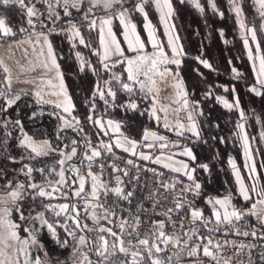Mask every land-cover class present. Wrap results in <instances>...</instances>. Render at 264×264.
<instances>
[{
  "label": "snow or ice",
  "instance_id": "snow-or-ice-1",
  "mask_svg": "<svg viewBox=\"0 0 264 264\" xmlns=\"http://www.w3.org/2000/svg\"><path fill=\"white\" fill-rule=\"evenodd\" d=\"M184 0H181L183 3ZM198 11L204 12V8L199 3V0H188ZM0 3L8 5L9 3H14L19 5L21 9H26V15L28 17L27 23L35 27L33 17L39 19L41 13L36 8L35 4L28 6L25 0H0ZM43 3L48 6V19L51 20L53 24L62 18H67V29L65 31L70 32V39H79V43L85 46L86 41L81 36L80 29L73 19V10L77 14H81V19L89 22V30H95L97 26V20L91 19L89 17L93 13V9L102 8L106 12L113 9L114 5L122 4L123 0H43ZM87 3L89 6L85 10L84 5ZM231 11L235 14L237 18V23L242 29V35L244 36V46L248 50L249 59L253 63V71L256 74V83L264 88V50L261 49V44L257 39V29L255 27H247L243 16L244 9L241 6V0H228ZM252 6L255 9L256 14L260 20L259 31L264 32V0H251ZM152 4L155 9L160 14V20L165 26V34L168 36V46L171 49V58L165 52L164 47L157 40L155 35V30L151 23L148 22V14L145 11V5ZM208 5L214 12H218L215 0H208ZM62 9L58 12L56 9ZM134 10L144 16L145 19V29L147 30L149 42L152 44L155 50L151 54L144 53V43L141 41L140 37L136 34L135 25H131L126 22V17L128 15V9L118 13V18L121 24L125 27L124 40L128 45V50L130 52L136 53L133 57H125L124 51L121 49L120 43L117 41L114 33L111 30V16L100 18V45L103 48V55L100 57L101 63L105 70L109 69V64L105 61L111 59L113 56L117 57L115 63H125L127 66L125 72L127 73V82L121 80V77L112 73L110 80H105L103 86L99 82L95 85L92 92L93 101L89 107V115L86 117L87 121L96 126L104 135H108L109 131L113 133H119L121 125L118 122H114L109 119L104 121L102 118H97L94 116L97 106L95 98L98 96L102 100L105 106L110 105L108 97L112 98V101L116 100L117 92L112 88V81H115L120 85L122 91L132 94L134 92V86L139 85L140 91L148 92L152 91L151 85L155 83L153 77L156 75L164 76L170 74L167 67L168 64L180 65L181 61L178 59L179 56L183 54V49L178 47V37L173 36L174 26L170 25L169 21L173 16L174 10L171 0H138L134 6ZM223 16V13H219ZM105 26L108 27L107 40L105 37ZM21 31L25 29L21 28ZM54 31V29H52ZM0 34L3 36L13 35L12 29L6 24L4 18H0ZM223 35V33H221ZM251 38V43L255 45L253 54V49L249 46V39ZM44 43L48 46V57L51 60L52 66L57 69L59 73V65L56 63V59L52 50L51 44L48 42L47 37L44 38ZM77 59L81 61L80 70L85 71L86 69H92L93 74L95 69L92 65L83 60L80 53H77ZM123 57V61L119 58ZM199 59V58H197ZM205 68H211V65L206 60L200 61ZM115 63L112 67H115ZM163 68V70H161ZM5 73H8V69H3ZM235 75H239L235 68L232 69ZM178 73L176 76L178 77ZM143 78V79H142ZM5 82L9 85L8 91L3 90V85H0V97L8 95L11 91V77L6 76ZM63 86V85H62ZM176 87L182 91V82H177ZM227 91V89H225ZM233 91H235L233 89ZM249 91L255 93L256 95H261L260 90L254 85L249 88ZM210 94V93H209ZM35 95L39 98L40 93L36 92ZM65 95V106L63 107V112L67 114L62 115L57 113V118L61 121L57 129L56 139L60 143H63L64 137L61 135L66 129L71 128L78 135L84 130L80 127V120L72 115L74 110V105L72 104L71 98ZM20 95L16 94L14 97L6 100L7 108L0 109V111L7 112L8 108L20 100ZM39 102V99H38ZM217 102L222 103L223 106L229 110L233 107L238 108L239 102L237 101L235 105L229 103L222 97H217ZM86 103H89L86 101ZM184 105L187 107L188 101L184 100ZM57 107H61L57 105ZM126 109H137V104L134 101H129L128 103L121 105ZM150 115L155 116V108L150 113ZM36 116L33 112L32 118ZM243 116V113H241ZM71 117V119H69ZM189 120H192V116L189 115ZM16 125H21V121L16 119L14 121ZM107 125V127L105 126ZM237 127L243 132L244 125L238 124ZM179 128H183V125H179ZM193 134L199 138L200 133L197 130V125L193 122L189 129ZM21 138L18 140V147L25 149L27 155L23 156L22 159L35 160L38 157H47L50 154L56 153L59 155V159L56 160V164L59 165V171H56L55 166L46 169L45 167L35 168L28 164H24L20 169V172L27 178V183L16 182L11 191L7 193V199L13 205L12 208L7 206L0 209V264H171L173 259L172 256L164 259L162 253L166 252L168 247L178 248L183 246V248H189V242L194 238L198 240H207V243L197 244L194 247H190L188 251L189 256H196L198 250L202 247L203 255L209 257L213 260L216 259L215 253L212 248L219 249V244H214L213 240L209 237H204L199 234V224L204 227L212 222L210 218H205L202 210L194 206L193 201H185L184 194L192 193L194 196L200 195L201 185L195 181L193 173L195 169L189 170L187 164H181L180 167L172 168L174 172H182L183 175L187 176V179L192 183L186 185L181 189L180 193L175 194L179 198L175 200V209L169 208L167 211L159 213L166 217L165 220H150L148 221V227L142 229V224L145 223L141 220L139 215L129 217H119V224L116 227L119 228V232H116L111 227H106L101 221H108L109 224L113 223L112 217H115V207L117 202H113L112 205L105 206L101 202V197H107L110 193L118 198V200H125L130 202V198L133 196L132 192L125 193L122 185V180L119 176L115 178V186L109 187L108 183L101 180L100 174L94 173L92 171L93 163L102 156V150L107 153L112 152V145L100 141L98 144L93 145L91 140L85 136L84 144L82 145L83 160L87 161V177L81 175L80 168L74 164L69 163L74 157L78 155V148L81 147L80 142L73 138L69 143H63V148L59 146L53 147L49 139H43L41 141H36L28 133L24 132L23 127H20ZM178 135H182V132H178ZM11 135V133H9ZM122 135V134H121ZM154 137L159 140H163L164 137H156L155 133L145 130L144 140L149 137ZM261 139H264V133H261ZM242 142L244 147V153L246 161H251V154L249 150L248 137L246 134L242 135ZM115 146L122 148L123 151L129 152L135 155V149L137 147V141L124 138L123 143L120 139L115 141ZM130 146V147H128ZM163 147V145H162ZM70 148V151H65V149ZM183 155L195 160L190 149H185L182 153ZM144 160L150 159L147 155H141ZM15 161L14 157H9ZM155 163H160L159 158H157ZM132 164V161H128ZM229 164L234 170V175L236 176V182L238 185V195L243 198L244 201H249L252 199V195L255 194L259 199L256 203L252 204V209L250 213L242 212L237 209L232 204L231 194L223 198H210L206 201L207 204L211 206V217L215 218L217 225L224 223L225 225L232 224L233 220L239 221L244 215L253 214L255 215V209L257 204L264 205V188L257 191L256 183V168L254 164L248 167L250 173L249 179H253L254 183L251 187L245 185L243 179L240 176L239 170L236 169L235 163L230 159ZM164 167H169L165 164ZM205 171L208 170V165H200ZM103 170V165H101V172ZM113 171H120L119 169L113 167ZM33 172H39L43 178L41 183H37L34 180ZM71 173L72 176H66V173ZM55 174L58 179H51V175ZM127 175V172L124 173ZM75 177L73 183L78 181L79 187L72 189V195L81 199L83 201V210L87 218L90 219L95 227L89 228L86 223L82 224L80 219V210L77 204L70 203H60L52 204L45 203L44 201H51L57 199V194L65 199L68 198V193L63 192L64 188L70 187L68 180ZM90 179L91 188L90 191H85V185ZM9 186L13 184L9 181ZM165 190L174 189L175 183L173 184H162ZM27 190H31L28 192ZM26 195H30L33 202L40 198V206L44 211H36L34 208L28 210V215H25L23 208L20 206L21 201L25 200ZM4 203V201H0ZM187 208L190 213L189 223L192 225L189 231H185L183 236L177 235L176 233L169 234L166 232V227L168 224L175 226V221L172 219L173 211L179 212ZM142 210V209H141ZM18 213L19 220L14 221L12 219L13 212ZM51 212L57 219L55 222H50L46 216L45 212ZM35 213V214H33ZM64 217L63 222L59 220L60 217ZM69 222H71L74 227H69ZM264 223V219H262ZM44 226L47 233L50 235L51 239L55 242L58 249L67 252L65 258H61V253L55 255L50 254L45 244L39 238V233L41 231L40 227L36 225ZM27 225V226H25ZM184 220L181 219L180 227L183 228ZM63 228L64 232L67 234L65 238L61 239V235L58 233L57 228ZM92 233L93 235L78 234V232ZM218 230V229H217ZM209 231H212L209 228ZM26 234V235H22ZM237 235L249 236L251 235L254 239L264 240V235L257 236V232L253 230L249 232H239ZM71 239V243L70 240ZM11 240L14 243L12 245L8 244ZM227 243V242H226ZM11 247L12 252L9 254L7 249ZM255 245H245L241 243L237 247V255L239 256L245 248L248 251V260L246 264H255V260L252 256L251 249ZM261 247H264L262 245ZM41 253L43 255H41ZM260 264H264V251L259 254ZM219 264V262H217ZM240 264H245L241 261Z\"/></svg>",
  "mask_w": 264,
  "mask_h": 264
},
{
  "label": "rangeland",
  "instance_id": "rangeland-1",
  "mask_svg": "<svg viewBox=\"0 0 264 264\" xmlns=\"http://www.w3.org/2000/svg\"><path fill=\"white\" fill-rule=\"evenodd\" d=\"M178 1L181 2V0H171L172 4L174 2H178ZM53 2H54V0H53ZM137 2H138V0H123L122 4L114 5L113 9H111L107 12L102 8L93 9V13L89 17V20H91V19L97 20V26H96L95 30H89V22L82 20L81 14H77L75 12V10H73L74 22L77 24V27L80 29L81 36L84 38V40L86 41V44L88 46L80 44L78 38L77 39H70L69 38L71 33L65 31V29H67V27H68L67 18H62L61 20L56 21L55 24H53L51 22V20L48 19V6H47V4L43 3V0H25V3L28 6L35 4L36 8L41 13L39 19H37L36 17L32 18L34 21L35 27H32L27 23L28 17L26 15V9H21L19 7V5L14 4V3H9L8 5H4V4L0 3V12H1L0 15L3 18H5V20L8 22L9 27L12 29V31L14 33L13 35H9L8 37H6V36L0 37V49L3 50V49H9L10 48L9 49L10 53H13L14 59L16 61L22 62L20 64H21V69H23L21 72L20 67L17 65L19 63H16L15 65H13V67H12L13 70H11V72L9 73V75L11 77V81H13L12 86H10L11 91L8 95H6L4 97H0V109H3V106L6 105L7 99L14 97L16 94H19L22 97L23 94L28 93V91H24V90L16 88V85H19V86H21V88H24V89L26 88L25 83L21 84L20 81L15 84V78H17V75L26 76L29 74L30 75L35 74V77H42L43 75L46 76L47 71H49V69H50L51 60L48 57V46L44 43L45 36L47 37L48 42L52 46V50H53V53H54V56L56 59V63L59 65V73L57 72L56 68L54 69V71H55L54 72V76H55L54 80L55 81L53 82L54 87L57 88L59 86L58 87L59 89L57 88V90L54 91L55 96H53V97H50L49 95L42 96V99H45L48 102H46V101L40 102L39 104L41 106H38V108L39 107L42 109L46 108L48 110L50 115L55 120V123L57 125V129H58L59 125L61 124V121L57 118L56 114L59 113V114L67 116V114L63 112V107L65 106V95H64V93L66 92L67 96L68 97L70 96L71 100L74 102V98H72V96L69 93V91H70L69 86L65 82L66 74L63 71L62 66H61L62 61L68 62V63L73 62L75 64V67H77V70H79L80 73H84V71L80 70L81 61L77 59V55H76L77 53H80V56L83 58V60L90 63L93 68H95L96 66L99 67L100 73L97 77H98V82L101 84V86H103V82L105 80L111 79L112 73H115L116 75L121 77V80H123L124 82H127V73L125 72V66H123L122 63H116L117 65L113 68L111 66H109L108 70H104L101 68V66H103V63H101V60H100L101 56L98 53V45H97L98 44L97 39H98L99 29L101 27L99 21H100V18H102V17L111 16L112 22H111L110 27L114 28L116 30V33H117V31L120 30V28L124 27V25L121 24L120 19L118 18V13L123 11L124 9H128V15L126 17V22H129L131 25H135V31L137 33L138 30H137V26L135 23H138V20H140L142 23V26H144V30L146 31L145 34L148 37L147 30L145 29V23L146 22H145L144 16L134 10V6ZM242 2L243 1L241 0V6H242ZM199 3L204 8L203 13L198 11L191 3L188 2V0H184V5L191 6V8L197 10L198 13H200V15L205 14L206 9L214 12L211 9V7L208 5V0H199ZM215 3H217L216 0H215ZM224 4H225L224 7L226 9V13L228 15L227 16L228 21H229V23H231L232 36L237 41V45L244 55L243 59L246 60V63H248L249 68L252 69V72L254 73L253 63L249 59L248 50L244 46V36L242 35V29L240 28L239 24L237 23V18L235 16V14L231 11L228 0ZM88 6L89 5L87 3H85V5H84L85 10H87ZM150 6H151V4L145 5V11L148 14V22L151 23L152 27L155 30V35L157 34L156 36H158L159 39L168 40V36L165 34V26L160 20L159 12L156 11L154 5H153V7L151 6V8H150ZM217 8H218V6H217ZM252 8H253V6H252ZM2 9H5L7 11H12L15 14H17L19 17L23 18L24 21H26V27L25 28L20 27L18 29H14V27H12V25H10V21L8 20V17H6V15L3 13ZM56 10L58 12H61V14H62V9L57 8ZM149 10L150 11L153 10V12H155L156 15L158 14V23H159V25H161V26H159L158 30H157V27L154 26V24L150 18V14L148 12ZM173 10H174V8H173ZM220 12H222L224 15V11L221 9H218L217 14L219 15V17L221 16L219 14ZM175 13H176V11H174L173 16L171 17V20L169 21L170 25L174 26V29H175L173 32V36L178 37L179 38L178 42L179 43L181 42L182 45H184V47L186 48L187 43H186V38L184 37V29H185L184 25L185 24H182L180 19L178 20V17L175 15ZM243 19H244L247 27H255L257 29V39L261 44V49L264 50V32L259 31V26H260L261 22L259 20L258 15L255 12V9L253 8V12H252L251 16H248V14L246 13V11L244 9ZM21 28L25 29V31H21ZM105 28L107 29L108 27L105 26ZM52 29H54V31H52ZM248 39H249V46L253 49V54H255V52H254L255 45H253L251 43L250 36L248 37ZM199 60L201 61L202 59H199ZM86 70H89L90 73H92V75L94 76L91 69H86ZM161 70H163V68ZM168 72L170 74H166L164 76L156 75L153 77L155 83L151 85V88H152L151 92H148L147 89H145V92H141L139 85H135L134 86V92L132 94H129V93L122 91L120 88V85L117 84L115 81H112L111 86L117 92V97H116L115 101H112L111 97H108V100H109L110 105H114V106H105L104 102L102 100H100L99 97L97 96V98H95L94 102L96 103L97 111L100 113H97V111H96L94 113V116L103 119V117H101V116L102 115L106 116V113L108 112V110H113V108H117V107L120 108L121 105H124V104L128 103L129 101L137 100V98L140 95H143V96H146V98H148L150 100L149 101L150 113L153 111V108H155V116L149 115L150 118L153 120V122H158V123H161L162 125H164V128H162V131L167 136L174 135L175 137H178L180 139H186V141H184V142L193 141L195 139V137L189 135V133H188L189 128H190L189 122H191V124H192L193 121L189 120L188 113L184 114V113H182V111L178 110V108L176 107L177 101L180 100V95L174 96V94H171V92L172 91L176 92V84H177L178 80H176L175 77L172 76L171 70L168 69ZM6 75L7 74L4 72L2 66H0V85H3V90H5L7 92L9 85L5 82V79H4L6 77ZM254 75L256 77L255 73H254ZM56 76H58V78ZM107 77H109V78H107ZM60 82H61V84H60ZM63 89H64V92L61 91ZM92 92H93V90H92ZM92 92L88 96L83 97L85 99L82 98L83 103H84L83 106L88 105V111H89L90 104L93 101ZM225 100H227L229 102L228 99H225ZM86 101H88L89 103H86ZM97 101H99V103ZM26 103L29 106H35L36 105L35 101L32 99ZM57 105H60L61 107H57ZM73 105H74V110L72 112V115L76 116L80 120V127H82L84 130L82 133H80L78 135V137L85 139V136H87L90 139H92V141H95L96 140L95 139V137H96L95 131L96 130L99 131V129L96 126H94L92 123L87 121L86 117L89 115V113L85 118H82L79 115L78 110L76 109L75 102ZM219 105L223 106L222 103H219ZM121 108H123L124 110L127 111L126 108H124V107H121ZM76 110H77V112H76ZM38 111H40V110H38ZM103 111H105V113ZM33 112L36 113L35 110H32V114H33ZM35 117L37 118L40 116L36 113ZM34 118H32V115H31L29 122L31 123ZM17 119L20 120V118H17ZM69 119H71V117H69ZM14 121L15 120L11 119V117L9 115H6V116L3 115V117H0V129L5 130L4 134L2 136H0V139H3V140H4V138L7 139V137L12 136V135L9 136V133H11V134L16 133L15 134L16 135V142L18 145V140L21 138L20 127L22 126V123H21V125H16L14 123ZM196 121L199 123V125H202V129H207L210 132H215L217 127H218L215 123L210 125L207 122V120H205V117L202 116V114L200 117H198V119ZM238 124L244 125L243 132H241V129H239L237 127ZM254 124L256 125L255 131L253 130ZM260 124H261V119L258 117V115L255 112L252 111V112H248V113H243L242 117H241V113H240L238 116V121L236 122V124L234 126V130H236V129L237 130L235 131V133L233 132V135H231V136L229 135L232 139L231 142H229V144L232 147L238 148L239 151H238L237 159L240 160L241 162H240V164H237V161L235 160L236 158L234 157V155L230 156L229 160L231 159L235 163L236 169L239 170L241 178L243 179L245 185L248 187H251L253 185L254 180L249 179L250 173L248 171V167H246V164H248L249 166H251V164L255 165L257 191H259L261 188H264V139H261V133H264V129L261 128ZM179 125H183V128L182 129L179 128ZM32 127H34V126H32ZM23 129H24V132H26L30 136L34 137L25 128H23ZM70 129L71 128H68L63 133H61V135L64 137L63 143H70L71 140L74 138V136L71 135V133H70L71 132ZM178 132H182L183 134L178 135L177 134ZM244 134H246L248 137L249 150H250V154H251V158H252L251 161H246L243 142H242V135H244ZM188 135L191 138H189ZM56 136H57V132H56ZM104 137H106V135H104ZM54 140H55V146H53V147H56L58 144H60L59 146L61 148H63V143H60L59 141H57V139H54ZM68 149H65V151ZM26 155H27V153H26L25 149L16 146L15 148H13V156H10V157H14L15 161H17L18 163L20 162V167H19L20 169L23 167L24 164H28V165L33 166L35 168H38V166H41V167H45L46 169L55 166L56 171H59V166L55 162L60 157L56 153L50 154L48 157L49 159L46 160L44 163H41L42 162V160H41L40 163L43 166L41 164L38 165L39 162L37 160L43 159L44 157H38L35 160L22 159V157L26 156ZM200 165H204V163H201ZM229 168L231 170L232 175L234 176L235 186L238 189V185L236 182V176L234 175V170H233L231 165ZM199 169H202L205 174H207L208 176H211L209 167H208L207 171H205L201 167H199ZM22 177L23 178H20L16 182L27 183V178L24 175ZM33 177H34L35 182H37V183H41L43 180V178L41 177V174L39 172H33ZM50 178L53 180L58 179V177L55 176V174H52ZM16 182H14V183H16ZM71 182H72L71 179L68 180L69 185H71ZM14 185L12 187H14ZM67 190H68V188H64L62 191L65 193H69V191H67ZM9 191H11V188L8 189L5 193L0 194V201H4V203H0V209H2L5 206H7L9 208L13 207L11 202L7 199V193ZM27 191L30 192L31 190H27ZM69 198H70L69 195H68V198L65 199L63 197H60L59 194H57V199L51 200V201H44V202L45 203H52V204H60V203H64L65 201L68 202ZM213 198H223V196L217 194V195H214ZM208 199H210V198L209 197H203L201 199L200 203L202 205H204L206 212H211V206L206 203V201ZM258 199H259V197H257L255 194H253L252 199L249 201H244L242 199L241 204H237V205L235 204V202H233V201L232 202H233V205L237 209H239L241 211L243 210L242 212L250 213V210L252 209V204L256 203V201ZM19 203H20V206L23 208L25 215H28V210L30 208H34L36 211H44V209L40 206V198H37V200L35 202H33L31 199V196L26 195L25 200L21 201ZM207 207H208V210H207ZM262 209H264V205L257 204L256 209L254 211L256 213L257 211H259V210L261 211ZM33 214H35V213H33ZM80 214H81L80 219H81L82 224L86 223L89 228H92L93 223L91 221L88 222L85 219V216L82 214L81 211H80ZM45 216L50 222H55V220L57 219L56 217H54V215L51 212L46 211ZM12 219L14 221L19 220V215L15 211L13 212ZM59 220L61 222H63L64 217L63 216L60 217ZM25 226H27V225H25ZM36 226L40 227L39 224H37ZM69 227L72 228V227H74V225H72L71 222H69ZM57 231L61 235V239L66 237L67 234L64 232L63 228L58 227ZM78 234H86V235H90V236L93 235L92 233H87L86 230L84 232H78ZM22 235H26V234L22 233ZM39 238H40V233H39ZM69 240L71 243L70 238H69ZM41 241L43 242V240H41ZM13 243L14 242L11 240L8 241V244H10V245H12ZM2 246L3 245H0V247H2ZM45 246L48 249V251L50 252V254H52V255H55L57 253H61V258H65L68 254L67 252H63L62 250L57 251V248L55 249L56 251L55 250L51 251L52 249L50 250V248L47 247V245H45ZM7 251L9 252V254H11L12 248L9 247L7 249ZM41 255H43V254L41 253ZM161 255L164 259H167V257H169L168 255H165V254H161ZM201 258H203V257H200V258L196 259L195 261L190 260L189 257L184 259L183 261L172 260L171 264H206L205 261ZM219 263H220V260H219Z\"/></svg>",
  "mask_w": 264,
  "mask_h": 264
},
{
  "label": "trees",
  "instance_id": "trees-1",
  "mask_svg": "<svg viewBox=\"0 0 264 264\" xmlns=\"http://www.w3.org/2000/svg\"><path fill=\"white\" fill-rule=\"evenodd\" d=\"M226 1L216 0L218 9L224 11V15L220 17L217 12L207 9L205 14L200 15L191 6L184 5V2H174L172 5L178 20L180 19L181 23L185 24L184 37L187 45L186 48L184 47L180 58L179 78L184 85V94L189 99L192 118L197 120L202 114L210 125L215 123L218 126L215 132H210L207 129H202V125H200L199 138L195 136L194 141L190 143L195 157V160L190 162L195 167L199 163L207 164L209 167L211 176L205 174L202 169H198V176L202 180L203 197L213 198L217 194L225 197L231 194L232 201L237 205L241 204L243 198L238 195L235 179L229 168V158L234 155L237 164H240L241 161L237 159L238 148L229 144L232 140L230 136L233 135L234 126L240 113L255 112L261 119V128L264 129V88L256 83L252 69L243 59L244 55L232 36L231 23L228 21L224 7ZM242 1L243 8L248 16H251L253 12L251 0ZM151 6L153 7L152 4ZM2 11L14 29L26 27V21L23 18L12 11L5 9ZM148 12L158 30L161 26L158 23V14L156 15L153 10ZM136 26H138L140 34L145 37L146 31L140 20ZM120 33L118 30L117 35L120 36ZM197 58L208 61L211 68H205ZM61 66L66 74L65 82L69 86L70 95L74 98L76 109L79 115L85 118L89 111L88 105L83 106L82 98L88 96L94 87L93 75L89 70L80 73L73 62L62 61ZM233 68L237 70L239 75L233 73ZM254 85L260 90L261 95L258 96L249 91V88ZM217 97L228 99L233 105L238 101L239 107H233L229 110L219 105ZM30 100L28 97L22 96L14 106L7 109V112L0 111V117L9 115L13 120L20 118L22 127L36 139L49 137L55 143L57 125L50 114L45 113L40 117H35L31 123L29 122L32 110H37V107L29 106L26 103ZM139 101L135 112L122 113L116 111V115L124 124L123 132L133 134L134 137L138 138L143 129L155 127V122L150 118L148 111L150 100L141 95ZM255 128L256 125L254 124V131ZM4 131L0 129V136L4 134ZM15 134H11L12 136L7 137L5 141L4 147L8 146V150L4 147L0 148V194L5 193L12 188L14 182L23 178L19 168L20 162L9 159L10 156H13V148L17 146ZM41 160L38 159L37 161ZM9 181L13 182L11 186H9ZM40 228V238L44 244L50 250L52 249L51 251L56 248L57 251L61 250L51 240L46 228L44 226H40ZM62 251L64 252V250Z\"/></svg>",
  "mask_w": 264,
  "mask_h": 264
},
{
  "label": "built area",
  "instance_id": "built-area-1",
  "mask_svg": "<svg viewBox=\"0 0 264 264\" xmlns=\"http://www.w3.org/2000/svg\"><path fill=\"white\" fill-rule=\"evenodd\" d=\"M101 68L104 69L103 67ZM98 72L99 70L95 69V73L97 74ZM3 108H7V104L3 106ZM236 130L233 132L235 133ZM95 136V141H92V139L87 137L91 140L93 145L98 144L101 140L112 145V141L103 137L101 133H96L95 131ZM75 139L79 141L81 145L84 144V138ZM6 140L7 139L4 138V140L0 141V148L5 146ZM4 148L8 150V146ZM82 160L83 156H81L78 160L77 166L80 168V172L83 171L87 173V161L81 163ZM129 160L132 161V164L128 163ZM101 165H103L102 172ZM113 167L119 169L120 171H113ZM92 171L100 174L101 180L108 183L109 187L115 186V178L119 176L123 182L121 186L124 188L125 193H133V196L130 198V202L118 200V198L111 193L107 197H101V202L104 203L106 207L112 205L114 201L117 202V206L115 207L116 215L115 217H112L113 223L109 224L106 220L101 221V223L105 224L106 227H111L116 232H119V228L116 227V225L120 222L118 219L119 217L139 215L141 220L145 222L142 224V229L148 227L147 222L150 220H165L166 217L158 214L167 211L169 208L175 209V200L179 198L175 194L180 193L182 188L192 183L187 179V176H180L172 172H165L162 171V168L160 167H152L148 164V162L138 160L134 158L132 154L114 149L113 146L111 153H107L102 150V156L93 163ZM125 172H127V175L124 174ZM165 183H175V188L165 190V188L162 187V184ZM202 197L203 191L201 189L199 196H194L190 192L184 194L185 201H193L194 206L203 211L205 218H210L212 221L207 228L198 222L199 234L204 237L211 238L214 244L220 245L219 249L212 248V251L216 255V259L213 260L204 256L205 263L216 264L220 260L219 264H240L241 261L246 264L249 249L245 248L239 256L237 255V247L243 243L245 245H255V247L251 249L252 256L255 260V264H260L259 254L264 251V247H261L264 245V240L254 239L251 235H237V231L241 233H251L255 230L257 232V236L264 235V223H262V219H264V209L257 211L255 215H244L239 221L233 220L230 225H225L224 223L217 225L215 218L211 217V213L206 212L205 208L200 203ZM68 202L71 204H77L79 210L85 216V219L88 222L91 221L84 213L83 201L81 199L73 196L68 199ZM172 219L176 223L175 226L168 224L166 227V232L169 234L176 233L177 235L183 236V233L185 231H189L192 227L189 223L190 213L187 208L179 212L173 211ZM181 219L184 220L183 228L180 227ZM92 227L95 226L92 224ZM209 228H211L212 231H209ZM202 243H207V240L201 241L194 238L189 242V248H183V246L172 248L169 246L167 251L162 254L172 256V260L183 261L189 257L190 260L195 261L203 256L202 247L198 250L196 256H189L188 251L190 250V247H194L197 244Z\"/></svg>",
  "mask_w": 264,
  "mask_h": 264
},
{
  "label": "crops",
  "instance_id": "crops-1",
  "mask_svg": "<svg viewBox=\"0 0 264 264\" xmlns=\"http://www.w3.org/2000/svg\"><path fill=\"white\" fill-rule=\"evenodd\" d=\"M111 30L114 33L117 41L120 43L121 49L124 51L125 57H133L134 55H136V53L130 52L128 50V45H127V43L124 40L125 27L120 28V32H121L119 34L120 36L117 35L116 30L114 28H111ZM137 30H138V32L136 34L140 37L141 41L145 45L144 53H146V54L153 53L155 50L153 49L152 44L149 42V38L147 37V35L145 34V37H143L140 34L138 26H137ZM107 31H108V28L107 29L105 28L106 40H107ZM156 38L160 42V44L164 47V50L168 54L169 58H171L172 54H171V49L168 46V40H161V39H159L158 36H156ZM97 42H98V44H97L98 45V53H99L100 56H102L103 55V48L100 45V32L98 34ZM178 47L184 49V45H182L181 42L180 43L178 42ZM181 56H179L178 59H180ZM119 59L123 61L124 58L121 57ZM116 60H117V57L113 56L111 59L105 61V63H108L109 66L112 67V64L115 63ZM122 64L126 68L127 65L125 63H122ZM3 65L4 64H2V62L0 61V66H2L3 69L6 68ZM116 65L117 64L115 63V66ZM101 67H103V66H101ZM165 67H167V69L171 70V72H172L171 74H172L173 77H175L176 80H178L179 82H182V80H180V78H179V75H178V77L176 76L177 73L179 74V66H177L176 64H168ZM54 69L55 68L52 66V63H50V69H49V71H47L46 76L43 75L42 77H35V74H31V75L29 74V75H26V76L17 75V78H15V84L18 83L19 81L21 82V84L25 83V85H26L25 89L21 88V86H19V85H16V88L24 90V91H28V93H25L22 96L28 97V99H32V100L35 101V103H36L35 107H37L36 113L39 116H42L45 113L50 114L46 108H44V109H42L40 107L38 108V106H41L39 104L40 102L46 101L45 99H42V96H44V95H49L50 97L55 96L54 91L57 90V88L59 87L58 86L57 88H55L54 85H53V82L55 81L54 80L55 79L54 78L55 77L54 76V72H55ZM95 69L99 70V72L96 75L93 76L94 87H95V85L98 82V77L97 76L100 73V69H99L98 66H96ZM22 70L23 69H20L21 72H22ZM6 74H7L6 76L9 75V73H6ZM58 76H56V77L58 78ZM107 78H109V77H107ZM60 84H61V82H60ZM182 85H183V82H182ZM11 86H12V84H11ZM94 87H93L92 90H94ZM92 90H91V92H92ZM61 91L64 92V89L61 90ZM36 92L40 93V97L39 98L35 95ZM171 94H174V96L175 95H180V100L177 101V103H176V107L178 108V110L182 111V113H184V114L188 113V116L192 115V109H191L190 103L188 101L189 99L184 94V87L182 88V91L176 87V92L172 91ZM139 97L137 98V100H133L137 104V106H138V103L140 102L139 101ZM38 99H39V102H38ZM185 99H187V101H188L187 107H185V105H184V100ZM46 102H48V101H46ZM97 102L99 103V101H97ZM72 104H74L73 101H72ZM148 109H149V106H148ZM38 110H40V111H38ZM136 110L127 109V111H129V112H135ZM96 111H97V109H96ZM116 111L117 112L121 111L122 113H126L127 112L123 108H121V107L118 108L117 107V108H113V110H108V112L106 113V116L105 115L101 116V117H103L104 121H107V120L111 119L114 122H118L121 125L119 133H113V132L109 131L108 135H106V137H105V138L110 139L112 141V146H113L114 149H117L119 151H123L122 148H118V147L115 146V141L117 139H120L121 142L123 143L124 138L127 137L129 139L137 141V147L135 149V153H136L135 155H133L131 153V151L126 152V153L132 154L134 156V158H136L138 160L148 162V164H150L152 167H160V168H162V171L169 172V173L172 172V173H175L176 175L185 176V175L182 174V172H174V171H172V168L180 167L182 163L183 164H187L189 170L195 169V172L193 173V175H194V178H195L196 182L201 185V190H202V183H201L202 180H201L200 176H198V174H199L198 173V169H199L201 163H199L198 166L195 167L190 162V161H192V159L182 154L185 149H190L192 151V154H193V149H191V146H190L191 141L184 142V141H186V139H180L178 137H175L174 135L167 136L162 131V128H164V125H162L161 123H158V122H155V127L154 128H150V129L145 128V129H143L142 134H141V136L139 138L138 137H134L133 134H129V133L126 134V133L123 132L124 124H123L122 120H120L119 117L116 115ZM148 111H149V114H150V109ZM103 112L105 113V111H103ZM97 113H100V112L97 111ZM97 118H99V117H97ZM191 121H193L197 125V130L199 131V127H200L199 123L196 120H194L193 118H192ZM189 125L191 127V122H189ZM105 126L107 127V125H105ZM70 130H71L70 133H71V135L74 136V138H79L78 134L76 132H74L72 129H70ZM145 130H147L149 132H152V133H155L156 137H164V139L163 140H159V139H156V138L150 136L147 140H144ZM96 133H101V135L104 137V133L101 132L100 130L99 131L96 130ZM188 133H189V135L195 137V135L193 134L192 131L189 130ZM189 135H188V137L191 138ZM33 138L36 141H41L43 139H49L50 140L49 137L38 138V139H36V137H33ZM50 142L52 143L53 146H55V143L52 140H50ZM162 145H163V147H162ZM128 147H130V146H128ZM66 151H70V148L68 150H66ZM83 151H84V149H83V147L81 145V147L78 148V155L75 158H73V160L70 161L69 163L74 164V165L77 166L78 165V160L81 158V156H83ZM123 152H125V151H123ZM141 155H147V156L150 157V159L144 160V159L141 158ZM48 157L49 156L44 157L42 159L41 163H44L46 160H48L49 159ZM157 158H159L160 163H155L154 162ZM38 162H39L38 165L41 164L40 161H38ZM165 164H168L169 167H164ZM40 167L41 166H38V168H40ZM80 173H81V175H84V176L87 177V173L86 172L81 171ZM69 174H70V172L66 173V176H70ZM71 181H72L71 185H70V187H68L67 191H69V192L71 191V193H72V189L78 188L79 184H78V181L76 183H73V179H71ZM90 188H91V181L89 179L88 182L85 185V191L86 192L90 191ZM232 204H233V202H232ZM203 207H204V205H203ZM202 257L203 258H201V259L204 260V258H205L204 255Z\"/></svg>",
  "mask_w": 264,
  "mask_h": 264
},
{
  "label": "bare ground",
  "instance_id": "bare-ground-1",
  "mask_svg": "<svg viewBox=\"0 0 264 264\" xmlns=\"http://www.w3.org/2000/svg\"><path fill=\"white\" fill-rule=\"evenodd\" d=\"M9 49H3V50L0 49V61L2 62V64H4L3 66H5L8 69V73H10L11 70H13L12 67L16 63H19L17 65L21 69V64L20 63H22V62L16 61L14 59L13 53H10ZM11 84H13V81H11Z\"/></svg>",
  "mask_w": 264,
  "mask_h": 264
},
{
  "label": "water",
  "instance_id": "water-1",
  "mask_svg": "<svg viewBox=\"0 0 264 264\" xmlns=\"http://www.w3.org/2000/svg\"><path fill=\"white\" fill-rule=\"evenodd\" d=\"M0 18H3V17L0 15ZM4 19H5V18H4ZM5 21H6V20H5ZM6 24L8 25V22H7V21H6ZM8 26H9V25H8ZM0 37H3V35L0 34ZM6 37H8V36H6ZM69 175L72 176L71 173H70ZM72 179L75 180V177L73 176ZM68 195H69L71 198L73 197V195L71 194V192H69ZM64 203H69V202L65 201Z\"/></svg>",
  "mask_w": 264,
  "mask_h": 264
}]
</instances>
